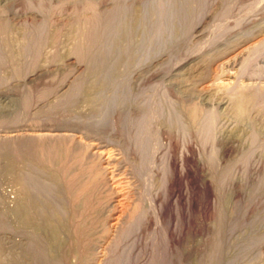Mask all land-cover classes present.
Returning a JSON list of instances; mask_svg holds the SVG:
<instances>
[{
    "label": "rangeland",
    "instance_id": "374dc122",
    "mask_svg": "<svg viewBox=\"0 0 264 264\" xmlns=\"http://www.w3.org/2000/svg\"><path fill=\"white\" fill-rule=\"evenodd\" d=\"M0 2V264H264V0Z\"/></svg>",
    "mask_w": 264,
    "mask_h": 264
},
{
    "label": "bare ground",
    "instance_id": "6f19581e",
    "mask_svg": "<svg viewBox=\"0 0 264 264\" xmlns=\"http://www.w3.org/2000/svg\"><path fill=\"white\" fill-rule=\"evenodd\" d=\"M12 4H13V2H12ZM14 5H15V2H14ZM6 7H8V5ZM86 8L93 11L95 8V5H94V3H86ZM93 14H94L93 17L91 16L92 18H90V16H89L90 19L89 20L87 19V21L84 22V23H87L86 25L90 26V28L93 27L96 24V22H99L98 21V15L99 14L97 15V14H95V12ZM90 33H91L90 31L86 32L84 37H89V39H91L92 36L90 35ZM21 191L22 192L20 193V195L18 197L17 205H16L17 206V212L20 215L21 221H23L25 224H28L31 226L35 225V226H38L40 228L51 229L53 234L57 235V232L60 230V224L59 223L50 224V220L48 218V215H46V212H44V214H43L44 210L41 209V206L39 205V203L36 200L31 198L30 192L27 191L24 187L21 188Z\"/></svg>",
    "mask_w": 264,
    "mask_h": 264
}]
</instances>
